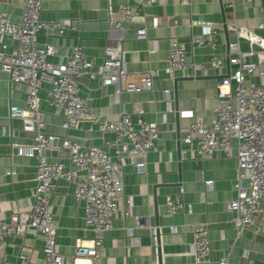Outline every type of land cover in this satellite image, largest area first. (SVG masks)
<instances>
[{"label": "crops", "instance_id": "1", "mask_svg": "<svg viewBox=\"0 0 264 264\" xmlns=\"http://www.w3.org/2000/svg\"><path fill=\"white\" fill-rule=\"evenodd\" d=\"M130 1L44 0L41 19L60 22L65 29L63 33L51 29L39 35L40 46L52 45L57 49V55L49 61L58 63L79 46L100 65L105 47L122 41L125 66L130 74L157 71L152 91L123 92L119 96L115 95L114 87L102 86L98 78L83 77L79 81L80 93L88 100L97 121L80 123L69 131L62 127V110L48 104L49 85H43L39 97L46 132L58 138L54 149L47 152L49 162L56 161L66 135L79 139L86 147L102 148L113 161H118L116 148L107 146L115 141V134H103L99 127L118 119L123 112L133 115L139 104L144 110L142 119L157 123L159 140L156 150L146 159L143 173H138L127 157L122 161L125 198L133 205L126 215L124 204L120 203L113 229L103 234L101 264H160L154 230L157 225L161 264H216L227 255L230 264H264V224L260 218L254 217L251 226L242 230L238 238L232 215L227 211V204L237 197L235 158L222 154L200 158L194 153L196 143L183 142L190 123L196 119L212 121L215 109L222 103L218 86L221 78L233 70L226 59L229 43L236 40L230 26L237 25L264 38V0H187V3L159 0L131 25L115 29L114 23L121 19V5ZM23 4L20 0H0V14L18 23ZM143 25L147 39L140 41L136 31ZM209 25L218 30L215 49L193 42L207 35ZM174 37L184 44L190 67L171 78L165 69L170 40ZM7 42L11 51L16 42ZM241 48L247 51L249 45L242 43ZM213 55L224 58L220 69L208 66ZM165 91L170 92L169 99ZM12 106H27L26 89H15L8 75L0 70V217L7 219L13 213L29 210L37 184V160L17 153L19 147L34 144V135L24 131L22 119L11 118ZM132 120L136 122L137 117L133 115ZM7 170L14 174L8 175ZM207 181L213 183L209 190ZM74 194L75 186L61 180L50 197V210L58 226V250L66 256V264H89L74 263L72 258L76 243L92 238L85 227L84 204L78 203ZM168 196L180 197L191 212L187 208L170 215L166 206ZM136 217H148L153 230L136 229ZM201 223L209 225L211 241L210 257L203 261L192 251L193 230ZM127 228L134 229L133 237L129 238ZM4 243L0 246V264L17 263L20 253L34 260L43 257L44 240L40 236H9Z\"/></svg>", "mask_w": 264, "mask_h": 264}, {"label": "built area", "instance_id": "2", "mask_svg": "<svg viewBox=\"0 0 264 264\" xmlns=\"http://www.w3.org/2000/svg\"><path fill=\"white\" fill-rule=\"evenodd\" d=\"M20 1L24 3L20 22H13L0 14V70L8 75L10 85L15 89H26L27 106H12L10 115L22 119L24 131L34 135V144L19 147L17 153L37 160V184L28 211L13 213L8 219L0 217V246L9 236H40L44 240L41 259L34 260L30 255L20 253L18 262L11 264H66V256L58 250V226L50 210V197L57 183L63 180L75 186V200L84 204L85 227L92 234V238L76 243L73 262L101 264L103 234L113 229L120 203L124 204L126 215V210L133 205L125 198L122 161L127 157L131 166L143 173L148 155L157 148L158 125L142 119L144 110L138 104L133 114L137 117L136 122L132 120L133 115L123 112L118 119L99 127L103 134H115V141L107 146L116 148L118 161H113L104 149L86 147L79 139L66 135L56 161L50 163L47 152L54 149L58 138L46 132L39 93L43 85H49L48 104L62 110V127L69 131L80 123L97 121L88 100L80 93L79 81L83 77L98 78L102 86L114 87L115 95L119 96L123 92L152 91L157 71L130 74L125 66L122 41L105 47L100 65H96L79 46L74 47L66 59L62 58L58 63L49 61L50 57L57 55V49L52 45L40 46L38 37L51 29H58L60 33L65 29L60 22L41 19L44 0ZM158 2L131 0L121 5V19L114 23V28L131 25L147 7ZM182 2L187 3V0ZM207 28V35L197 37L193 42L215 49L218 30L212 25ZM229 31L236 40L229 43L226 58L233 70L221 78L218 86V98L222 103L215 109L212 121L193 120L183 142L187 145L196 143L194 153L200 158H212L218 154L235 158L237 197L227 204V211L232 215V224L239 238L241 231L251 226L254 217H259L264 224V38L237 25L230 26ZM136 38L140 41L147 39L145 25L137 29ZM8 40L16 42L11 51L8 50ZM242 43H247L249 50H242ZM167 58L165 72L171 78L177 72H187L190 67L187 50L178 38L170 40ZM223 65L224 58L217 55H213L208 63L214 70ZM164 94L169 99L170 92ZM7 174L13 175L14 171L7 170ZM212 184L211 181L205 182L207 190ZM166 206L170 215L187 208L189 213L192 210L177 196L166 197ZM135 221L136 229L153 230L148 217H136ZM133 231L127 228L129 238L133 237ZM193 235L194 255L199 261L208 259L211 254L209 225H196ZM216 264H230L229 255Z\"/></svg>", "mask_w": 264, "mask_h": 264}, {"label": "water", "instance_id": "3", "mask_svg": "<svg viewBox=\"0 0 264 264\" xmlns=\"http://www.w3.org/2000/svg\"><path fill=\"white\" fill-rule=\"evenodd\" d=\"M224 32H225V35H227V28L226 26H224ZM177 81V80H176ZM175 81V83H176ZM157 229L155 230V238H156V245H157V253H158V258H159V261H160V264H161V240H160V231L158 229V225L156 227Z\"/></svg>", "mask_w": 264, "mask_h": 264}, {"label": "bare ground", "instance_id": "4", "mask_svg": "<svg viewBox=\"0 0 264 264\" xmlns=\"http://www.w3.org/2000/svg\"><path fill=\"white\" fill-rule=\"evenodd\" d=\"M79 262H81V261H79ZM82 262H87L88 263L89 261H82Z\"/></svg>", "mask_w": 264, "mask_h": 264}]
</instances>
